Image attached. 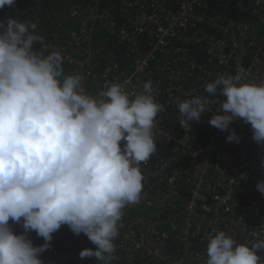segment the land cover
Wrapping results in <instances>:
<instances>
[{"label":"built area","instance_id":"2783aa9c","mask_svg":"<svg viewBox=\"0 0 264 264\" xmlns=\"http://www.w3.org/2000/svg\"><path fill=\"white\" fill-rule=\"evenodd\" d=\"M66 23H74L68 44L60 33L44 43L83 76L89 95L118 84L134 98L151 81L164 106L153 129L157 152L140 164L141 199L122 210L112 264H204L208 241L221 230L251 246L264 224V194L256 187L264 180V145L242 119L230 125L240 143L228 142V131L208 123L215 103L187 132L176 101L210 96L208 82L241 67L246 82H264V0H74L59 30ZM100 28L115 37L123 62L109 56L99 69L93 44ZM26 235L34 246L45 243L34 231ZM258 255L264 264V251ZM40 258L97 264L53 248Z\"/></svg>","mask_w":264,"mask_h":264},{"label":"clouds","instance_id":"9594fccd","mask_svg":"<svg viewBox=\"0 0 264 264\" xmlns=\"http://www.w3.org/2000/svg\"><path fill=\"white\" fill-rule=\"evenodd\" d=\"M15 3L0 0V9ZM36 28L13 18L0 21V264H44L40 254L62 225L96 246L83 249L81 259L112 264L122 210L141 199L140 164L157 152L153 129L164 106L151 81L134 98L118 84L99 97L89 95L83 76L64 74V56L49 52ZM205 91L210 96L176 101L182 128L188 132L215 103L208 123L228 131V142L240 143L230 125L242 119L264 145V82H246L241 67L208 82ZM218 92L223 100L212 99ZM256 187L264 194V180ZM10 220L24 232L15 234ZM261 225L251 246L216 232L204 264H260ZM31 231L45 243L34 246L26 235Z\"/></svg>","mask_w":264,"mask_h":264},{"label":"trees","instance_id":"16d2710c","mask_svg":"<svg viewBox=\"0 0 264 264\" xmlns=\"http://www.w3.org/2000/svg\"><path fill=\"white\" fill-rule=\"evenodd\" d=\"M73 1L74 0H16L14 6H5L3 9H0V21L6 23L8 18H13L19 22L35 23L37 25L35 33L42 35L45 42H52L54 40V33H60L65 43L68 44L69 37L67 36V33L74 27V23H66V31L63 32L59 30L58 23L61 20V16L68 10ZM102 5L103 7H107L106 3H103ZM115 43H117L115 37L109 34L106 30L100 28L97 31L93 49L95 61L101 64L99 69L102 68L104 63H106L109 56L118 58L120 62H123L118 49L114 47ZM35 48L39 49L40 44L37 43ZM63 68L65 75L73 74V69L70 65L63 63ZM9 226L17 235L24 232L22 224H17L10 220ZM50 248L58 249L60 251L71 250L80 253L86 248L95 250L96 246L92 244L83 233L76 236L67 225H62L61 228L53 234ZM70 263L76 264L73 261L62 264Z\"/></svg>","mask_w":264,"mask_h":264}]
</instances>
